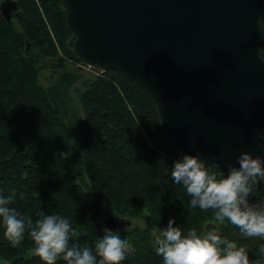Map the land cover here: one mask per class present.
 Returning a JSON list of instances; mask_svg holds the SVG:
<instances>
[{
	"label": "trees",
	"instance_id": "trees-1",
	"mask_svg": "<svg viewBox=\"0 0 264 264\" xmlns=\"http://www.w3.org/2000/svg\"><path fill=\"white\" fill-rule=\"evenodd\" d=\"M13 1L18 11L11 22L0 10V190L12 197L11 206L33 221L51 212L69 217L77 229L71 239L80 247H93L106 210L143 220L147 227L125 230L132 244L122 264H163L149 226L163 227L169 217L185 230L221 227L211 209L190 207L186 189L172 182L170 168L186 151L166 134L149 93L116 70L92 69L98 74L87 76L69 69L67 61L83 62L57 0ZM51 58L57 76L44 88L39 76ZM250 201L264 203V181ZM222 225L223 236L246 248L249 264L264 261L262 236H248L229 221ZM0 264L44 262L27 232L13 247L0 225Z\"/></svg>",
	"mask_w": 264,
	"mask_h": 264
},
{
	"label": "water",
	"instance_id": "water-1",
	"mask_svg": "<svg viewBox=\"0 0 264 264\" xmlns=\"http://www.w3.org/2000/svg\"><path fill=\"white\" fill-rule=\"evenodd\" d=\"M57 1L75 55L142 86L179 149L208 155L225 172L242 152L264 156V0ZM0 10L11 22L18 4L5 0ZM108 224L126 230L132 221L110 215Z\"/></svg>",
	"mask_w": 264,
	"mask_h": 264
},
{
	"label": "clouds",
	"instance_id": "clouds-1",
	"mask_svg": "<svg viewBox=\"0 0 264 264\" xmlns=\"http://www.w3.org/2000/svg\"><path fill=\"white\" fill-rule=\"evenodd\" d=\"M264 38V15L258 21ZM264 60V46L258 49ZM264 140V130L259 132ZM237 165H228L225 172L206 163L200 154L183 152L170 168L172 182L182 185L192 208L211 209L217 224L229 221L248 236H264V203L250 201L255 186L264 181V156L242 152ZM14 192L15 189L13 188ZM12 197L0 190V225L13 247L21 245L26 232L33 241V251L44 264H118L132 244L131 233L108 224L93 242V247H80L72 241L77 229L69 217L58 212L45 213L33 221L11 206ZM104 202H102L103 204ZM155 231V251L163 264H249L246 248L221 234V227L196 226L185 230L176 217ZM264 252V245L261 246Z\"/></svg>",
	"mask_w": 264,
	"mask_h": 264
},
{
	"label": "rangeland",
	"instance_id": "rangeland-1",
	"mask_svg": "<svg viewBox=\"0 0 264 264\" xmlns=\"http://www.w3.org/2000/svg\"><path fill=\"white\" fill-rule=\"evenodd\" d=\"M44 19H46L45 16H44ZM47 23H48V21H47ZM55 40H57L56 37H55ZM59 54H60L61 57L64 56V53H63L62 50H59ZM67 62L70 63L68 65V67L72 71L78 72V71L82 70V72L84 74H86L87 76H95L96 74H98L97 72L92 71V69L90 67L85 66L83 63H80L79 61L70 60V61H67ZM56 66H57V63L55 62V60L53 58L45 60V63H44L45 69L41 71L40 76H39V82L44 88H48L49 86H51L53 84L54 79L57 76L56 68H55ZM110 214H112V213L110 211L106 210V212L104 213L102 222L104 221V219L106 217L110 216ZM138 226L147 227L148 225L145 224V222L143 220L136 219L135 221L134 220L132 221V226L130 228L132 229V228H135V227H138ZM149 228H150V231H151V234H152L153 245L156 248L155 231L154 230H156L157 228L154 227L153 225H150ZM252 264H264V261L263 262L252 263Z\"/></svg>",
	"mask_w": 264,
	"mask_h": 264
}]
</instances>
